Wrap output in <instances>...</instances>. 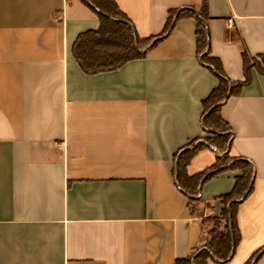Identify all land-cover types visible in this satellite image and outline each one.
Returning <instances> with one entry per match:
<instances>
[{"label": "crops", "instance_id": "0c3cea01", "mask_svg": "<svg viewBox=\"0 0 264 264\" xmlns=\"http://www.w3.org/2000/svg\"><path fill=\"white\" fill-rule=\"evenodd\" d=\"M114 1L140 37L161 39L88 74L73 45L100 18L85 1L0 0V264H177L203 248L206 218L221 216L220 196L242 174L206 181L195 211L174 174L182 149L209 136L203 100L220 78L197 53L194 16L177 13L161 34L169 11H199L203 0ZM207 15L211 55L231 82L244 80L243 50L264 53V0H207ZM220 114L229 155L251 160L255 175L233 258L207 264H246L264 247V74L254 67ZM219 154L199 150L188 174Z\"/></svg>", "mask_w": 264, "mask_h": 264}, {"label": "trees", "instance_id": "16d2710c", "mask_svg": "<svg viewBox=\"0 0 264 264\" xmlns=\"http://www.w3.org/2000/svg\"><path fill=\"white\" fill-rule=\"evenodd\" d=\"M83 1L100 18L99 28L81 32L73 45L75 59L83 71L88 74L115 70L130 60L141 58L146 54V51H143L145 48L150 49L161 39L160 35L140 37L133 22L114 0H89L90 4L86 0ZM177 13L179 15L190 14L197 20V53L220 78V85L203 100V127L209 136L202 140L191 141L175 159L174 174L177 186L188 196L191 210L195 211L202 185L206 181L227 169L239 168L242 171V174L236 178L233 189L220 196L224 203L221 216H209L216 221V225L208 232L203 248L194 250L188 258L179 259L177 264H207L209 259L228 262L233 258L241 240L237 211L240 203L253 191L255 165L245 157L229 155L227 149L232 133L229 124L220 114V107L229 94H234L238 87L251 81L254 67L264 74V53L251 56L243 50L245 78L242 81L231 82L224 73L220 59L211 55L210 35L206 22L208 18L207 0H203V7L199 11L194 8L169 11L161 36L173 28ZM230 88H232L231 91ZM206 147L219 151L216 162L199 173L189 175L187 167L192 158L199 150ZM263 252L264 247L255 252L246 264H255Z\"/></svg>", "mask_w": 264, "mask_h": 264}, {"label": "rangeland", "instance_id": "374dc122", "mask_svg": "<svg viewBox=\"0 0 264 264\" xmlns=\"http://www.w3.org/2000/svg\"><path fill=\"white\" fill-rule=\"evenodd\" d=\"M206 224L209 227V229H208V232H209L216 225V221L214 219H211L208 217V218H206ZM207 237H208V235H207Z\"/></svg>", "mask_w": 264, "mask_h": 264}, {"label": "built area", "instance_id": "2783aa9c", "mask_svg": "<svg viewBox=\"0 0 264 264\" xmlns=\"http://www.w3.org/2000/svg\"><path fill=\"white\" fill-rule=\"evenodd\" d=\"M233 22H234V18L233 17L227 19V26L231 27L233 25ZM182 264H190V263H182Z\"/></svg>", "mask_w": 264, "mask_h": 264}, {"label": "water", "instance_id": "95a60500", "mask_svg": "<svg viewBox=\"0 0 264 264\" xmlns=\"http://www.w3.org/2000/svg\"><path fill=\"white\" fill-rule=\"evenodd\" d=\"M86 1L90 4L89 0H86ZM176 18H177V15H176L175 19H176ZM152 44H153V43H152ZM150 46H151V45H150ZM148 48H149V47L145 48L143 51H147ZM214 150L216 151V149H214ZM245 197H246V195H245ZM245 197H244V198H245Z\"/></svg>", "mask_w": 264, "mask_h": 264}]
</instances>
